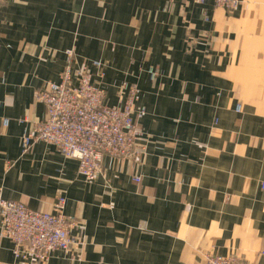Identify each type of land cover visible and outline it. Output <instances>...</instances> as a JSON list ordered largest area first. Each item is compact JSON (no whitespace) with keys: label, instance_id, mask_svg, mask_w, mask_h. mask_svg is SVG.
<instances>
[{"label":"crops","instance_id":"1","mask_svg":"<svg viewBox=\"0 0 264 264\" xmlns=\"http://www.w3.org/2000/svg\"><path fill=\"white\" fill-rule=\"evenodd\" d=\"M239 1H0L1 194L45 212L63 194L83 242L48 264H204L209 253L264 264V112L241 99L257 93L241 88L246 61L264 63L253 25L264 0ZM70 51L109 104L136 85L145 112L144 158L106 155L93 183L54 145L22 148L47 117L34 93L60 81ZM15 262L0 233V264Z\"/></svg>","mask_w":264,"mask_h":264},{"label":"built area","instance_id":"2","mask_svg":"<svg viewBox=\"0 0 264 264\" xmlns=\"http://www.w3.org/2000/svg\"><path fill=\"white\" fill-rule=\"evenodd\" d=\"M194 1H212L229 10L240 4L239 0ZM73 58L70 52L59 82H47L35 91L34 98L45 105L47 117L24 130L22 148L27 154L38 142L54 145L66 157L77 160L79 173L93 183L102 172L105 154L126 158L132 153L139 138L135 119L145 112L135 109L138 93L133 87L128 97L121 96L122 105H108L106 92L93 83L91 68H75ZM151 75L155 78L157 72L151 70ZM66 202V196L60 194L52 212H45L5 199L0 191V233L13 243V264H47L54 252L83 244L72 235L78 224L74 216L65 213ZM204 264L244 263L234 255L209 253Z\"/></svg>","mask_w":264,"mask_h":264},{"label":"rangeland","instance_id":"3","mask_svg":"<svg viewBox=\"0 0 264 264\" xmlns=\"http://www.w3.org/2000/svg\"><path fill=\"white\" fill-rule=\"evenodd\" d=\"M1 1V0H0ZM216 5V4H215ZM217 6V5H216ZM218 7V6H217ZM229 10V9H227ZM261 13H262V16L261 18L259 19V21L257 23H253V25L257 26L256 24L259 25V30H260V34H261V39L264 40V7L261 8ZM255 28V27H254ZM190 36V34H189ZM72 52V51H70ZM69 52V54H70ZM73 53V52H72ZM263 58H264V52L262 54ZM254 59H252L251 57L248 58V60L246 61L247 63L245 64L244 66V69H243V72H242V79H241V84L243 85V87L241 86L242 90L244 92H248L247 89H251V88H255L257 89V93L254 95V96H251V95H244V96H241V99L247 103H250V102H259L260 103V106L259 105H256L258 106L263 112H264V63H262V58H261V63H257L255 64L253 62ZM155 72H157L156 70H154ZM93 73V72H92ZM49 82H52V81H49ZM94 83V82H93ZM95 84V83H94ZM96 85V84H95ZM97 86V85H96ZM43 87V86H42ZM41 87V88H42ZM135 88L137 90V93H138V88L136 85H132L131 87H127V85H123L121 88H120V95H119V100L121 99V96H123V99L126 98V96L124 95V92L126 89H130V88ZM101 88V87H100ZM40 89V88H39ZM103 89V88H102ZM104 90V89H103ZM105 91V90H104ZM106 92V91H105ZM107 94V93H106ZM130 94V92H129ZM137 99H138V96H137ZM106 103L110 106H116V105H111L107 102V98H106ZM123 103L120 101V104L119 105H122ZM136 105V104H135ZM137 107L135 106V109ZM237 111H240V106L237 107ZM142 117H139V119H135L136 121V124H135V127L137 129V131L139 132V138H141L142 136V130L140 129V119ZM138 141V140H137ZM140 141L137 142V145L136 147L132 150V153L126 157V159H130V160H133V161H140L144 158V156L146 155L147 151H146V146L139 143ZM108 155V154H105V156ZM104 156V158H105ZM110 157H113V158H116V159H121L120 156H114V155H109ZM103 158V160H104ZM124 159V158H123ZM102 172H103V168H102ZM101 172V174H102ZM100 174V175H101ZM67 203V202H66ZM66 208V207H65ZM75 217V216H74ZM220 255V254H218ZM225 256V255H223ZM236 257V256H235ZM51 259V258H50ZM49 259V261H50ZM236 260L241 262V263H244V264H247L246 262H244L243 260L239 259L236 257ZM48 261V262H49ZM204 263H205V258H204ZM48 264V263H47Z\"/></svg>","mask_w":264,"mask_h":264}]
</instances>
